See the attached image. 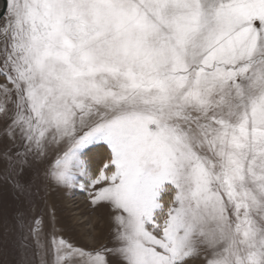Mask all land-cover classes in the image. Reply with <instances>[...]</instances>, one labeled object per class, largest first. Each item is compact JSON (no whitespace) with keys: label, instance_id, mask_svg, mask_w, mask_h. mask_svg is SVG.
Masks as SVG:
<instances>
[{"label":"rangeland","instance_id":"rangeland-1","mask_svg":"<svg viewBox=\"0 0 264 264\" xmlns=\"http://www.w3.org/2000/svg\"><path fill=\"white\" fill-rule=\"evenodd\" d=\"M0 264H264V0H7Z\"/></svg>","mask_w":264,"mask_h":264},{"label":"water","instance_id":"water-1","mask_svg":"<svg viewBox=\"0 0 264 264\" xmlns=\"http://www.w3.org/2000/svg\"><path fill=\"white\" fill-rule=\"evenodd\" d=\"M7 9V0H0V20L4 16Z\"/></svg>","mask_w":264,"mask_h":264},{"label":"bare ground","instance_id":"bare-ground-1","mask_svg":"<svg viewBox=\"0 0 264 264\" xmlns=\"http://www.w3.org/2000/svg\"><path fill=\"white\" fill-rule=\"evenodd\" d=\"M147 239H149L151 241H155L149 234L147 235Z\"/></svg>","mask_w":264,"mask_h":264}]
</instances>
